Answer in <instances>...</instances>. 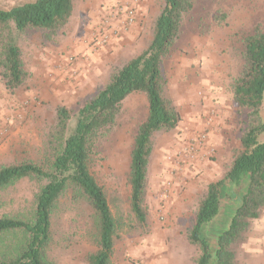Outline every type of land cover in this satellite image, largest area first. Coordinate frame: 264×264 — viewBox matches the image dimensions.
Instances as JSON below:
<instances>
[{"label":"rangeland","instance_id":"374dc122","mask_svg":"<svg viewBox=\"0 0 264 264\" xmlns=\"http://www.w3.org/2000/svg\"><path fill=\"white\" fill-rule=\"evenodd\" d=\"M21 1L0 0V7ZM162 5L163 0H74L69 21L60 30L20 33L28 78L12 93L0 77V167L44 159L51 136L52 148L59 141L57 107L76 111L115 69L145 49ZM127 7L135 11L133 23L120 32L116 27L109 41L98 44L103 31L96 24L99 18L110 13L116 24ZM218 12L225 13L221 23L214 17ZM254 32L264 33V0H201L185 18L172 53L162 63L167 93L182 118L173 130L154 135L144 224L130 209L129 163L137 127L147 116V96L133 92L123 100L117 126L96 144L91 163L121 226L110 264L196 263L200 251L188 233L208 183L224 174L239 146L247 110L235 101L234 84L243 63L242 41ZM260 115L264 120V101ZM40 185L24 178L0 189V217L29 215ZM261 216L236 246L235 264L261 263L264 246L260 249L258 239L264 230L256 226ZM92 221L87 200L67 191L52 212L47 258L55 264H89V255L97 250Z\"/></svg>","mask_w":264,"mask_h":264},{"label":"trees","instance_id":"16d2710c","mask_svg":"<svg viewBox=\"0 0 264 264\" xmlns=\"http://www.w3.org/2000/svg\"><path fill=\"white\" fill-rule=\"evenodd\" d=\"M201 0H163L152 37L145 49L115 69L107 83L76 111L56 109L60 136L39 162L24 161L0 167V189L33 178L41 183L29 215L0 217V264H55L47 258L52 240V212L71 190L82 195L92 210L91 236L97 250L89 264H110L120 222L106 192L91 171L92 154L118 124L123 100L133 92L147 96L148 111L134 137L129 163L130 209L138 223L146 221L144 196L154 135L173 130L182 116L167 93L162 63L173 51L185 18ZM74 0H24L0 7V77L9 92L28 78L18 36L27 29L55 33L72 14ZM217 23L224 12L214 14ZM242 67L234 84V99L246 108V118L231 163L207 185L188 239L199 248L195 264H235L236 246L264 208V33L242 41Z\"/></svg>","mask_w":264,"mask_h":264},{"label":"built area","instance_id":"2783aa9c","mask_svg":"<svg viewBox=\"0 0 264 264\" xmlns=\"http://www.w3.org/2000/svg\"><path fill=\"white\" fill-rule=\"evenodd\" d=\"M110 13H107L106 15H103L102 20L100 23L101 30H103L97 40V43H104L106 41H109L110 34H112V31L118 27L117 31H123L126 29L127 26H130L134 19H135V11L133 7H127L123 10V15L116 18L114 24V21L111 20V16H109ZM112 15V14H110ZM114 15H118V12H115ZM111 25L113 26L112 30H110ZM111 32V33H110Z\"/></svg>","mask_w":264,"mask_h":264},{"label":"crops","instance_id":"0c3cea01","mask_svg":"<svg viewBox=\"0 0 264 264\" xmlns=\"http://www.w3.org/2000/svg\"><path fill=\"white\" fill-rule=\"evenodd\" d=\"M100 23H101V17L99 18V21H97V25H100ZM96 24H94V25H96ZM93 27V26H92ZM99 30H100V27H98V28H96V31H98L99 32ZM105 48V47H104ZM104 48H102V49H104ZM262 216V218L263 219H261L262 220V222H261V220L259 221V222H256V226L257 227H259L260 229H263L264 230V211L262 212V214H261ZM258 224V225H257ZM259 242H260V249H262V246H264V236H262V237H260L259 239ZM264 248V247H263ZM262 251V250H261ZM263 253H264V250H263ZM260 264H264V254H263V256H262V258H261V263Z\"/></svg>","mask_w":264,"mask_h":264}]
</instances>
